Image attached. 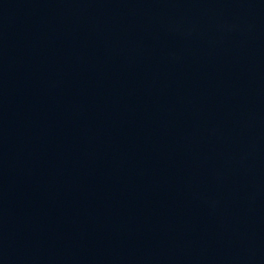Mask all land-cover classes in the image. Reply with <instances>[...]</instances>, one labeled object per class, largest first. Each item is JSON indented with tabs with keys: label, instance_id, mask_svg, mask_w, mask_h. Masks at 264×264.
<instances>
[{
	"label": "water",
	"instance_id": "water-1",
	"mask_svg": "<svg viewBox=\"0 0 264 264\" xmlns=\"http://www.w3.org/2000/svg\"><path fill=\"white\" fill-rule=\"evenodd\" d=\"M0 264H264V0H0Z\"/></svg>",
	"mask_w": 264,
	"mask_h": 264
}]
</instances>
